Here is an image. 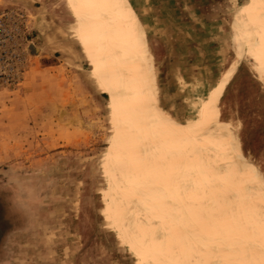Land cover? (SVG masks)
Instances as JSON below:
<instances>
[{"label": "rangeland", "instance_id": "1", "mask_svg": "<svg viewBox=\"0 0 264 264\" xmlns=\"http://www.w3.org/2000/svg\"><path fill=\"white\" fill-rule=\"evenodd\" d=\"M74 1L77 0H0V15L9 16L12 30V39L3 50L15 58L12 61L19 67V71L12 75H0V264H145L128 246L116 208L121 201L117 188L119 162L113 147L121 127L122 112L114 81L108 74V62L103 63V51L106 50L108 55L111 51L101 40L102 35L87 25L90 18L80 15ZM248 1L234 0V11L231 12V7L228 10L226 27L232 41L224 52L225 57L219 55L223 60L216 64L206 54L196 52V59L189 62L193 66L188 65L187 68L177 57L178 66L168 68L169 53L166 50L169 29L179 33L181 20L177 17L183 10L177 8L179 6L174 0H145L143 3L145 13L155 11L156 22L159 23L157 35L165 48L159 60L153 53L160 104L163 111L176 121L186 126L196 123L194 110L199 107V101L211 97L219 87L218 84L210 91L205 80L214 79L217 76L215 70L216 73L219 70L223 72L234 60L237 62L220 98L221 122L215 132L219 164L216 168L231 190L247 201L243 209H237L228 202L229 195L223 193L221 204L216 209L210 210L207 216L201 212V221L205 223L213 217L207 229L216 237L220 234L217 228L223 229L230 246L233 243L231 233L235 228L239 233L241 231L247 244L251 235L256 242L264 239V184L260 183L261 173L264 175V98L254 95V102H246L247 99L240 96L233 101L234 109H230V115L225 117L221 105L224 92L241 62L250 67L264 88V56L257 52L256 44L255 49L248 50L244 46L247 39L244 35L241 50L237 53L234 47L233 17L241 7L249 9ZM78 2L88 9L87 0ZM91 2L96 7L97 1ZM133 6L137 8L140 5L134 1ZM252 7L253 0L251 10ZM57 10L59 13L66 11L74 18L76 26L81 27V32L77 31L75 35L89 49L93 65L90 69L82 66L84 61L80 52L71 50L58 54L64 56V61L59 59L64 66L57 69L53 65L45 69L46 64H55L56 44L61 45L62 38L78 47L70 27L64 31L60 29L61 39L57 38ZM41 16L51 17L49 26H39ZM258 23L264 27V9L258 16ZM143 27L153 52L144 23ZM84 28L91 33L99 53L97 73L100 77L94 72L91 44L83 33ZM106 37L110 40L109 33ZM44 48L49 49L47 53L42 52ZM141 54L149 66L142 74L155 79L148 54L144 51ZM46 55H51L52 60H47ZM171 55L170 63L173 64L174 54ZM122 64L119 76L129 78L124 60ZM214 64L216 68L212 67ZM203 65L207 67L200 69ZM223 74L218 75L221 76L220 81ZM100 78L106 81L104 86L107 91L109 89L111 101ZM185 80L195 82L190 85ZM88 90L92 95L95 92L107 97L94 100L87 94ZM155 97L158 102L157 85ZM245 103L250 104L248 115L239 116L237 113L244 109ZM194 137L186 142L193 143ZM201 182L203 186L210 182L208 189L213 191V181L207 182L201 177ZM124 212L130 229L128 233L141 253L159 264L137 242L125 209ZM195 213L199 214L198 210ZM198 223L195 221L190 225L185 218L173 223L177 225L173 232L181 240L177 248L180 255L177 262L180 264H264V248L255 249L262 255L186 253L189 246L185 243L187 238L195 239L194 242L198 239L196 233L190 234L191 230L197 232Z\"/></svg>", "mask_w": 264, "mask_h": 264}, {"label": "bare ground", "instance_id": "2", "mask_svg": "<svg viewBox=\"0 0 264 264\" xmlns=\"http://www.w3.org/2000/svg\"><path fill=\"white\" fill-rule=\"evenodd\" d=\"M91 1L85 2L88 9L78 0L74 1V6L82 17L90 18L87 25L103 36L101 40L111 51L108 74L114 81L122 112L121 127L113 147L119 162L117 188L137 242L159 264H180L177 262L180 256L177 248L181 240L173 232L177 227L173 223L185 218L190 225L199 222L197 232H190L191 235H199L196 242L190 238L185 241L189 245H186V253L190 255H262L255 249L264 248V239L256 242L251 235L247 244L241 231L239 233L235 228L231 233L233 243L230 246L224 238L223 229L217 228L220 233L218 237L207 229L213 217L208 218L206 223L201 221V212L207 216L210 210L216 209L221 204L223 193L229 195L228 202L237 209H243L247 201L238 197L222 174L217 172L219 164L215 152V132L221 122L220 98L235 71L236 60L222 75L221 90L195 135L194 142L187 143L174 136L164 135L157 120L155 79L142 74L149 68L141 54L142 33L127 22L116 0H96V7ZM263 9L264 0H254L250 22L234 44L237 53L243 46L241 38L245 35L247 39L244 46L248 50L256 48L264 56V32L261 31L264 27L258 23V16ZM108 33L110 40L106 37ZM122 60L125 61L129 78L122 79L119 76ZM201 177L207 182L213 181V191L208 189L210 182L205 184V189ZM260 183L264 184L263 173ZM197 210L199 214L195 213Z\"/></svg>", "mask_w": 264, "mask_h": 264}, {"label": "crops", "instance_id": "3", "mask_svg": "<svg viewBox=\"0 0 264 264\" xmlns=\"http://www.w3.org/2000/svg\"><path fill=\"white\" fill-rule=\"evenodd\" d=\"M134 1L137 3V5H140V6H137V8H135V6H133ZM134 1L133 0H116L117 5L123 11L127 22L131 24L133 27L137 28L142 33L143 51L146 53V55L148 54L149 62L154 70L155 82L158 88L157 113H158L159 129L164 135L174 136L186 142L190 137L195 136V133L197 132L199 126L202 124L204 118L206 117L213 103L215 102L216 96L220 89V82H221L220 81L221 76L218 77V75L223 74L226 70L223 72L219 70L220 72L218 71L217 73L215 70V76L217 75L216 76L217 78L215 77L214 79H211L208 81L205 80L207 85L209 86L210 91L213 90L215 87H217L218 84H219V87L217 90H215L211 94V97L209 98L206 97L208 99L199 101V107L197 108V110H194L195 116L197 118L196 123H192L186 126L176 121L175 119H173L169 115V113L163 111L161 104H160L161 93H160L159 81L157 77L156 66H155L154 56H153V53H155L156 59L159 60L161 53L164 52L165 50L164 45L162 44L163 41H161L159 39L160 37H158L157 35L159 31L158 30L159 23L156 22L155 11H152L151 14L145 13L143 9L144 8L143 3L145 0H134ZM174 2L176 6H179L177 8L183 11L180 12V15L177 17L178 20H181V23L178 24L179 33H176L177 32L176 30L173 32L169 29V32L167 34L168 45H167L166 50L169 53L168 54L169 55L168 56V68H176L178 66V63H176V57L178 59L183 60L184 68H187L188 65L193 66L189 62L196 59L195 57L196 52L198 53L201 52L203 53V55L206 54V57L209 56L211 60L216 64L217 62L222 61L223 59L220 60L219 55H224L225 57L224 52L228 50L227 46L230 45L232 41L230 35L228 34L226 22H227L228 10L230 9V7H231V12L234 11V0H174ZM251 4H252V0H249L248 1L249 9L244 10L241 7L233 17L231 29L232 31L235 32L234 33V44L244 34L245 29L247 28L250 22L252 11H253V7L251 10ZM133 8L135 11L133 10ZM136 11L138 14H136ZM250 11H251V14H250ZM248 17H249V20L246 23ZM51 20L52 19L50 16H47V17L41 16L40 21H38L39 26L41 27V25L43 24V26L47 27L49 26V23ZM143 23L147 29L150 43L153 48V52L148 43L147 33H146L145 28L143 27ZM55 25H56L55 27L56 36L58 39H61L58 34L60 32L59 30L62 29L64 31L65 28L70 27L71 35L72 37L75 38L78 44V47L74 43L69 41L68 39L62 38L61 45L60 43L56 44L57 46L55 49L56 54L54 55L56 59L55 64H46L44 66L46 67L45 69H48L49 67L53 65L57 69L64 66V62H63L64 56L62 55L60 57L58 55L60 52L64 50L79 51L84 61L82 63V66L83 67L89 66V69H90V67L93 65L89 57V53H88L89 49L86 47V45L84 44V42L81 40L80 37L77 36L78 39H76L77 37L75 33L77 31L81 32V27L76 26L74 18L69 16L66 11H62L61 13H59V11L57 10ZM169 28H171V25H169ZM175 28L176 26L174 25V29ZM83 33L85 34V36L87 37V39L89 40L91 44V52H92L93 59H94V72L98 75L97 64H98L99 53L97 52L94 39L91 33L87 30V28L83 29ZM58 41L60 42V40ZM41 50L42 52L47 53L49 49L44 48ZM170 53L174 54L173 64L170 63L172 59V55L170 56ZM103 55H104L103 63L106 62L107 60L109 64L110 55H108L106 50L103 51ZM203 55L201 54L202 57H204ZM46 57H48L47 60H52L51 55H46ZM61 58L63 59V61L62 60L59 61V59ZM205 62H206V65L209 66L207 64L208 60H206ZM201 63L200 65H202ZM216 64H214L213 66L211 65V66L213 68H216L217 67ZM104 66L106 67V64ZM207 66H204V65L200 66V69L206 68ZM89 72L90 71H88L87 73ZM103 76L106 78L105 75ZM254 78H256L257 80L256 75L251 71L250 67L245 62H241V64L239 65L232 80L228 84L224 92V95L222 97L223 99H222L221 105H222V111H223L224 117L230 115V109L232 110L234 109L232 108L233 101L240 98V96H242V98L247 99L246 102L251 101V100H253L254 102L255 97H252L254 95L264 98L263 84L259 80L256 81ZM100 81H101V84L103 85L104 92L109 96V101H111V95H110L109 89L107 91V89L104 86V83H106V81H102L101 78H100ZM194 82L195 81L188 82L185 80V83H188L190 85H192ZM199 83H202V82H199ZM87 94H90L91 96L94 97L93 98L94 100H98V101L103 99V97L104 98L107 97V95H101L95 92H93V95H92L91 91L89 90L87 91ZM248 108H250V104L247 103L244 109L243 110L240 109L237 114L243 117L245 115H248V111H247ZM116 208H117V213L119 217V223L123 228L128 246L132 249V251L136 255L140 257V259L145 264H156L151 259H149L148 255H143L141 253L140 247H137V243L135 242L133 237L128 233L130 230L129 224L126 223L127 217L125 215L124 209L121 206V204L118 203V206ZM122 239L124 240V238ZM136 255L134 256L136 257Z\"/></svg>", "mask_w": 264, "mask_h": 264}, {"label": "built area", "instance_id": "4", "mask_svg": "<svg viewBox=\"0 0 264 264\" xmlns=\"http://www.w3.org/2000/svg\"><path fill=\"white\" fill-rule=\"evenodd\" d=\"M9 16L0 15V75H12L19 71V67L14 63L15 58L5 53L3 47L12 39V30L9 25Z\"/></svg>", "mask_w": 264, "mask_h": 264}, {"label": "trees", "instance_id": "5", "mask_svg": "<svg viewBox=\"0 0 264 264\" xmlns=\"http://www.w3.org/2000/svg\"><path fill=\"white\" fill-rule=\"evenodd\" d=\"M258 80V79H257ZM259 82V81H258Z\"/></svg>", "mask_w": 264, "mask_h": 264}]
</instances>
